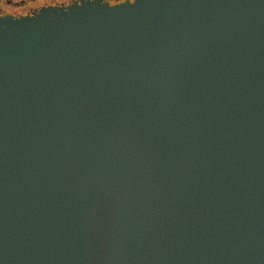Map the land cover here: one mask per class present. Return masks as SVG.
Returning a JSON list of instances; mask_svg holds the SVG:
<instances>
[{
    "label": "water",
    "instance_id": "95a60500",
    "mask_svg": "<svg viewBox=\"0 0 264 264\" xmlns=\"http://www.w3.org/2000/svg\"><path fill=\"white\" fill-rule=\"evenodd\" d=\"M0 264H264V0L0 16Z\"/></svg>",
    "mask_w": 264,
    "mask_h": 264
},
{
    "label": "flooded vegetation",
    "instance_id": "af4514ba",
    "mask_svg": "<svg viewBox=\"0 0 264 264\" xmlns=\"http://www.w3.org/2000/svg\"><path fill=\"white\" fill-rule=\"evenodd\" d=\"M80 0H0V16L23 17L37 13L43 7H62ZM93 1V0H90ZM110 5L133 0H99Z\"/></svg>",
    "mask_w": 264,
    "mask_h": 264
}]
</instances>
